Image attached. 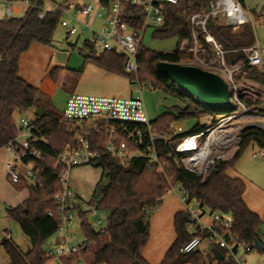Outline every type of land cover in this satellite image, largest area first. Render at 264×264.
I'll list each match as a JSON object with an SVG mask.
<instances>
[{"label":"trees","instance_id":"obj_1","mask_svg":"<svg viewBox=\"0 0 264 264\" xmlns=\"http://www.w3.org/2000/svg\"><path fill=\"white\" fill-rule=\"evenodd\" d=\"M28 6L20 17H5L0 19V148L11 142L17 135L13 116L22 115L36 109L38 88L27 83L18 76L19 59L33 43L51 46L53 34L59 23L60 8L56 11H45L42 18V0H27ZM112 0H104L108 4ZM211 0H178L176 4L166 5L164 22L155 28L153 36L158 39L175 38L177 46L170 52H157L140 45L137 53V72L126 73L123 60L113 52L94 53L87 44L84 48L90 53L85 59L94 65L115 74L125 76L130 83L137 80L140 84H150L153 88H161L167 92H176L177 85L156 69L158 62L179 64L184 60L179 52V44L190 45V24L188 16L204 12ZM240 5L242 0H235ZM133 11V10H132ZM264 18V14H263ZM209 32L227 51L229 62L240 64L245 56L240 51L254 43L253 30L250 23L244 22L236 28L224 24L220 18L211 19L208 23ZM82 50V49H81ZM206 58L211 52L205 50ZM244 77L264 87V69L243 65ZM78 77L81 69L67 70ZM60 68H53L49 76L57 81ZM178 92L184 103L177 109L176 115L160 114L151 120L158 131H165L173 119L196 118V123L185 132L186 135L204 132L206 123L198 120L211 116L214 123L218 118L232 114L235 111L233 92L228 85L231 105L225 110L206 108L200 101L187 93ZM237 100L248 109L262 106L258 100L236 94ZM44 108V107H43ZM45 114L34 117L30 122L34 133L46 139V144L39 143L38 148L46 154L41 164L42 172L34 183L20 179L12 183L17 190L27 188L28 197L13 207H7L6 215L15 221L23 234L28 238L30 247L23 251L5 231L0 239V248L7 256V264H45L50 258L46 254L48 240L56 234L59 226V216L52 196L60 189L58 181L62 167L55 166L56 155L64 145L71 141V136L62 125L60 114L45 110ZM178 137L166 141H156L157 162L150 164L144 158H136L124 167L117 160L103 155L95 164L102 169L101 180L95 186L91 201L94 210L106 212L104 228L95 230L87 221L88 211L77 204V216L80 218V231L84 237L80 246L83 253L91 250L90 264H150L142 255L141 250L148 237V218L152 210L160 204L162 196L169 188L177 184L187 194V202H194L200 215L204 211L219 212L231 222L230 234L244 241L252 249L264 252L261 217L252 212L243 199L244 182L239 177H231L226 173L234 167L241 153L249 144L264 147V130L248 126L239 136V142L231 156L215 159L203 174L186 170L179 163V154L174 151ZM102 178L105 180L102 181ZM49 211L48 215L46 212ZM188 213L176 212L173 216L174 239L167 248L159 264H236L228 258L218 262L215 251L210 249L204 255L199 249L187 254L178 252L193 234L205 235L204 232L191 233L186 228ZM258 242L261 249L254 246ZM62 264H74L75 257L60 258Z\"/></svg>","mask_w":264,"mask_h":264},{"label":"built area","instance_id":"obj_2","mask_svg":"<svg viewBox=\"0 0 264 264\" xmlns=\"http://www.w3.org/2000/svg\"><path fill=\"white\" fill-rule=\"evenodd\" d=\"M177 1L112 0L106 4L104 0H89L87 3H81L80 0H65L60 8L59 25L68 36L80 38L81 35L88 33L84 42L91 51L113 52L122 58L126 73H136L137 53L145 30L149 27L161 26L164 22L165 6L176 4ZM0 2L4 5L2 18L11 17L12 13H16L19 4L28 6L27 0H0ZM44 14L45 11L42 10L38 13V17L42 18ZM86 18L89 20L86 21ZM96 18L103 20L98 28L90 22ZM215 18H220L224 24L234 28L248 21L237 1L211 0L206 11L188 16L191 39L189 51L198 67L219 75L233 91L235 90L233 74L241 70L244 64L250 67H262L264 48L254 42L248 47L241 48L240 51L245 56L243 63L229 62L226 57L228 52L208 30L209 21ZM205 50L211 52L209 58H206ZM132 83L137 85L138 89L141 86L137 80ZM233 101L243 108L235 92H233ZM60 118L65 131L71 136V141L64 145L55 158V166H60L62 169L58 177L60 189L52 196L59 216V226L56 231L58 235L56 246L46 251L50 258L75 257L79 254L82 244L69 243L72 240L69 229L75 217V206L80 202L69 187L71 168L96 162L103 155L117 160L124 167L140 157L153 164L157 162L156 141H166L173 137H178L174 151L186 155L183 167L190 172L203 174L213 164L214 158H218L212 156L211 142L214 135H205L206 131L186 135L181 127L175 128L170 124L165 131L156 130L147 117L141 95L137 93L129 97L70 94ZM30 121L21 116L16 124V137L3 147L12 156V162L6 164L7 177L11 183H17L20 179L34 183L42 172L41 164L46 154L38 148V145L46 144V139L34 133V126ZM187 142L192 144L185 145ZM225 144L224 140L222 147ZM229 144L228 142L224 148ZM253 156L264 157V153H254ZM174 189L178 192L188 213L186 224L188 231L205 233L204 236L193 234L178 248V252L192 253L199 249L202 242H206L204 255L210 252L211 245V249L223 250L224 258L240 264L237 258L239 249L249 252L251 248L244 241L230 234L228 231L231 227L230 220L219 212H213L211 223H203L200 211L187 202L185 190L174 184L168 191ZM46 213L50 214L49 211ZM3 234L0 229V239Z\"/></svg>","mask_w":264,"mask_h":264},{"label":"rangeland","instance_id":"obj_3","mask_svg":"<svg viewBox=\"0 0 264 264\" xmlns=\"http://www.w3.org/2000/svg\"><path fill=\"white\" fill-rule=\"evenodd\" d=\"M89 0H80L81 3H87ZM65 3V0H42V9L46 11H56L61 8ZM4 5L0 2V19L2 18ZM20 11L18 13H12L11 17H20L23 14L24 4L18 5ZM241 8L243 13L247 17L250 23L254 42L258 43L264 48V0H242ZM65 18L69 19L67 15ZM89 20L88 18L85 19ZM102 19L94 20V27L98 28L102 25ZM155 27H149L145 30L142 39V45L157 52H170L177 46V40L175 38L158 39L153 36ZM88 33L81 35L80 39H76V36H68L64 29L58 25L55 28L53 34V40L49 50L53 54L52 62L65 66L66 69H81L87 61L82 55V43L87 38ZM179 52L184 60H181L179 65H196L191 52L189 51V45L182 42L178 46ZM50 61V59H49ZM93 64V63H92ZM258 70L264 69L257 67ZM67 75V83H63V78H59V81H53L48 74H41L38 72V95L36 99V105L42 104L48 111H54L61 114L64 108L65 100L68 94H77L75 92L69 93L72 90L77 78L73 75ZM122 79L124 89L127 87V78L125 76L117 74ZM233 80L235 83V94H242L246 97L258 100L262 106L253 107L248 109L243 105V108L237 102H234L235 111L225 117L218 118L214 123L211 122V116L208 118H201L198 121L203 124L206 123V134L213 136L212 139V156L219 158H227L234 153L236 146L239 142V136L241 131L248 127L254 126L264 130V87L260 84H256L251 80L244 77L242 70H238L233 74ZM69 83V84H68ZM72 83V85H71ZM130 90L135 91L133 95L140 94L144 107L147 113V117L150 120L155 119L160 114L169 113L176 115L177 109L184 106L183 101L179 97L178 92L180 88L177 87L176 92H167L161 88H153L150 84H141L138 89L137 85L131 83L128 85ZM182 91V90H181ZM238 99V98H237ZM33 110L31 109L22 115L14 114L13 120L15 124H18L21 116L29 120L34 119ZM231 117V118H229ZM196 118H178L173 119L169 124L173 127H181L185 133L190 130V127L196 123ZM211 139V138H210ZM230 143L228 147H222V142ZM264 153V147H259L256 144H249L239 156L234 167L228 168L226 173L231 177H239L244 182L243 199L248 208L257 213L262 219V231L264 232V157H255L254 153ZM186 155L179 157V163L184 165ZM12 156L4 149L0 150V229L5 233L8 231L11 239L17 244L23 251H27L30 247L28 238L23 234L18 224L11 220L6 215V208L13 207L19 204L21 201L19 196L21 193L26 194L27 188L17 190L14 184L10 182L7 177V168L5 163H11ZM102 177L101 167L95 164L79 165L71 168L69 171V187L74 191L75 195L79 198L80 207L83 210L88 211L86 219L88 223L95 229H101L106 224V212L102 210H94L92 206V199L94 196L95 186ZM105 179L102 178V181ZM22 191V192H21ZM173 193V192H171ZM178 194V192H176ZM194 209H197V205L191 203ZM185 208V207H184ZM157 207L152 210V213L148 218V237L145 243L148 252L152 253L153 248L159 245L160 235L159 228L156 225L154 212ZM74 220L72 226L69 229V233L72 236V240L69 241L70 245H79L84 240V237L80 231V218L77 216V209L74 210ZM204 218H209L208 213L204 214ZM99 221V223L97 222ZM202 221V220H201ZM204 222V221H203ZM162 227L165 241H169L168 228ZM173 235V230H172ZM58 235L52 236L47 244L46 248H53L56 246V238ZM173 239V236H172ZM164 241V242H165ZM172 242V241H171ZM264 243V237H263ZM171 244V243H170ZM167 245L168 247L170 246ZM167 247V248H168ZM94 246L90 247L85 252H79L75 256L77 259L74 264H89L86 258L91 261L90 253ZM158 248V247H156ZM156 248L154 251L156 252ZM199 249H206V243L199 246ZM85 255L86 257H82ZM237 258L240 264H263L264 252H259L257 249H252L249 252H244L239 249L237 252ZM48 260H54V262L60 261L59 258H49ZM8 259L3 250L0 248V264H7Z\"/></svg>","mask_w":264,"mask_h":264},{"label":"crops","instance_id":"obj_4","mask_svg":"<svg viewBox=\"0 0 264 264\" xmlns=\"http://www.w3.org/2000/svg\"><path fill=\"white\" fill-rule=\"evenodd\" d=\"M27 6L24 5L23 11ZM20 11L19 7L17 6V12ZM46 11V10H44ZM264 14V10L262 12ZM262 14V15H263ZM94 20L92 19L90 22L94 25ZM76 39H80L77 38ZM86 44L84 41L82 43V50H85L83 47ZM87 50V49H86ZM88 51V50H87ZM89 52V51H88ZM50 59V61H49ZM53 54L49 50L48 46L33 43L29 49L22 53L19 59V68H18V76L25 80L27 83L31 84L34 87H38L39 81L38 80V72L41 71L42 75H49V72L53 68H60L61 72L57 76V81L59 78H63V83H67L66 76L72 73L68 72L67 70H71L69 68L66 69L65 66L60 64H55L52 62ZM79 70V69H73ZM70 75V76H71ZM74 76V75H73ZM50 77V76H49ZM51 78V77H50ZM52 80V79H51ZM127 80V87L124 89L123 81L120 77L112 72H108L92 63H86L81 68V72L77 77V81L75 82L74 86L72 87L71 92H75L77 94H84L90 96H105V97H129L133 95L135 91L130 90L128 85L131 84L128 79ZM69 84V83H68ZM72 85V83H71ZM70 94H68L69 96ZM67 96V98H68ZM66 98V100H67ZM65 100V102H66ZM65 106V104H64ZM46 110V109H45ZM48 111V110H47ZM54 112V111H53ZM56 113V112H55ZM5 148H0L2 150ZM6 151V150H5ZM7 152V151H6ZM6 166V163H5ZM22 192V191H21ZM173 192V193H171ZM28 197V191L26 194L21 193L18 199L24 201ZM154 212V217H156L155 222L159 228V235H160V243L156 247L153 248L152 253L148 252L146 249V245L143 246L141 250V255L150 263V264H159L167 250V245L172 243L174 239V228H173V216L176 212L184 211V204L181 202L179 195L176 194L175 189L167 191L161 198L160 204L157 206V209ZM208 213L209 218H204V214ZM201 220L205 224L211 223V213L209 211H204L201 215ZM162 227L168 228L169 231V241H165L164 233L162 231ZM165 229V231H166ZM173 230V235H172ZM173 236V239H172ZM58 241V237L56 238V242ZM165 241V242H164ZM206 243L202 242L201 244ZM156 248V252L154 249ZM207 248V244H206ZM48 249V248H46ZM200 251H204L205 249H199ZM82 257H86L85 255H81ZM87 262L90 264V260L86 258ZM45 264H62L61 261L54 262V260H47Z\"/></svg>","mask_w":264,"mask_h":264},{"label":"water","instance_id":"obj_5","mask_svg":"<svg viewBox=\"0 0 264 264\" xmlns=\"http://www.w3.org/2000/svg\"><path fill=\"white\" fill-rule=\"evenodd\" d=\"M84 57L90 56L85 49L82 51ZM156 69L177 85L183 92L200 101L206 108L214 110H225L231 105L228 86L217 74L201 69L194 65H179L170 62H158ZM45 114L42 106L33 110L35 117ZM254 246L261 249L258 242ZM211 249L212 246L210 245ZM215 256L218 262L224 259L223 254L216 250Z\"/></svg>","mask_w":264,"mask_h":264},{"label":"bare ground","instance_id":"obj_6","mask_svg":"<svg viewBox=\"0 0 264 264\" xmlns=\"http://www.w3.org/2000/svg\"><path fill=\"white\" fill-rule=\"evenodd\" d=\"M192 144V142H187L185 145H191Z\"/></svg>","mask_w":264,"mask_h":264}]
</instances>
